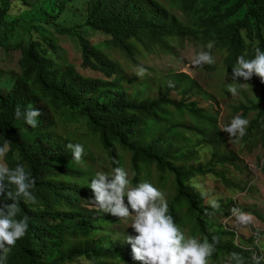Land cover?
Here are the masks:
<instances>
[{
  "label": "trees",
  "instance_id": "obj_1",
  "mask_svg": "<svg viewBox=\"0 0 264 264\" xmlns=\"http://www.w3.org/2000/svg\"><path fill=\"white\" fill-rule=\"evenodd\" d=\"M17 8L20 12H14ZM91 32L106 40L92 44ZM55 35L71 39L81 67L102 78L84 77L59 60ZM185 40L205 51L214 42L211 50L224 54L220 65L231 74L238 56L251 59L257 47L264 51V0H0V54L19 53L16 71L0 68V146L9 143L4 159L9 167L21 163L35 178L36 198L34 204L20 203L18 218L26 215L29 228L6 264L134 261L131 244L110 239L120 222L85 205L93 193L82 185L90 173L79 165L89 164L92 144L112 169L123 167L125 155L130 156L133 186L156 172L162 187L169 186V212L181 230L201 241L218 238L209 264H223L233 252L244 264H252L254 254L264 257L257 249L235 245V233L218 223L232 214L234 201L218 209L207 206L193 184L199 177L225 179L216 167L234 165L236 157L234 151L225 153L219 112L189 100L198 83L170 72L171 81L154 86L128 77L99 49H116L134 61L142 54L175 55ZM17 106L22 112L40 110L36 128L15 118ZM233 111L251 115L244 141L264 138L263 91ZM55 122L65 130L64 137L56 135ZM77 133L81 139L74 138ZM69 142L84 146L81 163L72 160ZM190 144L207 147V154L200 157L187 148Z\"/></svg>",
  "mask_w": 264,
  "mask_h": 264
},
{
  "label": "rangeland",
  "instance_id": "obj_2",
  "mask_svg": "<svg viewBox=\"0 0 264 264\" xmlns=\"http://www.w3.org/2000/svg\"><path fill=\"white\" fill-rule=\"evenodd\" d=\"M20 10L21 8H17L14 12H20ZM55 36L58 41L57 58L59 60H64L74 65L78 73L84 77L102 78L100 73L81 67V55L71 39L61 35ZM89 40L92 44H100L106 40V37L99 33L91 32ZM201 50H203L201 46L195 45L192 41L185 40L184 43L178 45L175 55L165 53L142 54L136 55L133 61L116 49L102 48V52L106 53L112 62L117 63L128 77H141L154 86H158L164 80L171 81L174 75H170V72L189 75L198 83V88L194 90L189 100L197 102L198 107L202 109L219 112V126L222 131L233 117L241 114V112L235 113L233 108L241 103L256 100L260 93L264 92V83L255 75L247 82L242 77H238L234 81L231 74L220 65L221 61L218 57H214L215 61H219L218 63L194 66L191 62ZM18 58V52H10L5 55L0 54V68L7 71H16ZM223 58L224 55L222 56V60ZM141 69L144 70L143 76L138 74ZM241 83H244L245 87L240 90L238 96L233 97L227 90L228 85L236 84L239 86ZM175 94L173 93L172 95L179 99L180 96ZM246 119L250 123L251 115L246 117ZM64 132L63 127L55 122L56 135L64 137ZM222 132L227 139L225 153L230 151L235 152L234 165L230 163L225 165L219 164L216 167V170L220 174H223L225 179L220 176L199 177L193 181V184L205 196V205L207 206L211 207L210 201L213 200L217 201L219 205L226 204L230 200L234 201L229 206H236L235 209H240L241 211H238L247 214L250 219L247 222H241L237 219V215L232 212L230 218L220 217L218 223L223 226L224 230L235 233L236 236L233 240L235 245L244 247L245 249H257V251L264 254V138L263 136H258V142H250L244 141L243 137H229L226 132ZM74 138L81 139L82 137L77 133ZM91 148L93 157L88 162L89 164L82 163L79 165L80 169L90 173L86 182L82 184L83 186L90 184L91 179L97 171L111 173L113 168L110 160L105 159L95 145L92 144ZM187 148L199 151L200 157L207 154V147L203 145L196 146L190 144ZM227 154L229 155V153ZM236 166L242 169V171L237 169ZM123 168L129 172L131 186H133V171L129 155H125ZM145 181L152 183L162 190L168 199L169 186L166 188L162 187L158 181L156 172H153ZM85 205L89 208L95 207L92 200H86ZM116 219L120 223L115 224L116 233L114 237L110 236V239L127 243L125 238L130 235L134 236L136 233L128 226L130 220L122 221L118 218ZM185 234L189 236L187 231ZM252 236H257L258 239L248 242ZM131 264H141V262L134 260Z\"/></svg>",
  "mask_w": 264,
  "mask_h": 264
},
{
  "label": "clouds",
  "instance_id": "obj_3",
  "mask_svg": "<svg viewBox=\"0 0 264 264\" xmlns=\"http://www.w3.org/2000/svg\"><path fill=\"white\" fill-rule=\"evenodd\" d=\"M177 12V11H176ZM181 15V13L177 12ZM214 42L209 41L206 51L201 50L192 60L194 66L212 65L215 58L220 60L222 52L211 50ZM102 50V48H99ZM143 76L144 70L138 73ZM257 76L264 83V51L259 47L255 55L246 59L243 55L237 57L236 65L232 67L231 77L234 81L242 77L245 82ZM244 83L229 84L228 92L236 97ZM16 119L23 118L32 128L38 126L37 117L41 115L39 109L28 108L21 111L17 106L14 112ZM249 120L236 115L222 131L229 137H243L246 135ZM66 147L72 152V160L79 164L85 155V148L80 143L69 142ZM9 143L5 141L0 146V264H6L8 254L16 246L18 240L23 239L29 228V218L20 214V203H35L33 195L35 178L27 171L23 164L17 163L14 168L4 162L9 152ZM88 187L93 193L92 201L98 212L109 214L122 221H129L136 235L127 236L126 242L131 244L133 260L141 264H209V257L216 251L218 238L213 242L207 239L201 241L193 236H186L185 232L176 224L169 212V203L165 193L148 181L131 186L129 172L123 167H115L111 173L97 171ZM213 208L218 209L217 201H210ZM237 219L247 222V214L233 209ZM231 215L228 217L230 218ZM264 257H251L252 264H260ZM244 264L239 253H231L225 264Z\"/></svg>",
  "mask_w": 264,
  "mask_h": 264
}]
</instances>
